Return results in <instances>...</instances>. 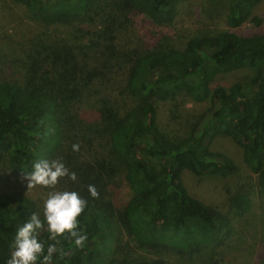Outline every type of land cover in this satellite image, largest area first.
I'll return each mask as SVG.
<instances>
[{
	"label": "trees",
	"instance_id": "16d2710c",
	"mask_svg": "<svg viewBox=\"0 0 264 264\" xmlns=\"http://www.w3.org/2000/svg\"><path fill=\"white\" fill-rule=\"evenodd\" d=\"M11 1L28 21L18 49H1L12 72L0 79V175L61 159L77 179L57 188L87 201L83 247L41 230L52 264H223L233 216L264 194V30H237L260 24L263 0H230L226 27L183 37L164 29L186 0ZM222 137L242 148L249 175L213 148ZM186 173L221 177L223 207L192 193ZM37 187V198L0 191V264L29 215L43 219L48 189Z\"/></svg>",
	"mask_w": 264,
	"mask_h": 264
},
{
	"label": "rangeland",
	"instance_id": "374dc122",
	"mask_svg": "<svg viewBox=\"0 0 264 264\" xmlns=\"http://www.w3.org/2000/svg\"><path fill=\"white\" fill-rule=\"evenodd\" d=\"M229 1L220 0L210 3L208 0H186L174 25L165 28L164 32L169 35L175 33L179 37H183L206 27L215 29L221 26L226 27L223 18L227 12ZM254 13L261 18L260 24L254 26L248 22L238 27V31L264 30V0L256 6ZM27 21L26 12H24V8L19 6L18 2L0 0V79L12 72L4 63L1 49L4 45H7L10 50L15 48L16 51L18 49L17 44L15 45L16 42L13 41L18 40L21 33L27 30L25 28ZM18 46L21 47L22 45L18 44ZM239 75L240 72L229 73L222 78L221 82L225 84ZM183 107L187 109L200 108L199 105H194L188 100H184ZM161 111L163 114V109ZM213 148L228 154L235 160L239 167L240 177L250 174L242 162V148L230 138L216 139L213 142ZM184 181L189 190L196 196L219 206L224 202V182L221 177L216 175L198 177L186 173ZM18 188L34 198L41 194L39 187H27V181L23 177L16 178L9 170L1 172L0 191ZM250 203L251 207L247 211L233 216L231 235L226 238L221 247L223 248L222 255L224 254L222 257L223 264H262V252L260 250L262 247L259 239L260 235L264 233V194L254 192Z\"/></svg>",
	"mask_w": 264,
	"mask_h": 264
},
{
	"label": "clouds",
	"instance_id": "9594fccd",
	"mask_svg": "<svg viewBox=\"0 0 264 264\" xmlns=\"http://www.w3.org/2000/svg\"><path fill=\"white\" fill-rule=\"evenodd\" d=\"M79 146L72 145L77 151ZM67 177L76 181V173L69 171L61 159L40 158L32 164V169L25 172L23 179L27 187L40 186L48 189L43 200L42 217L32 212L15 231L7 264H52L53 253L57 251L55 244H48L39 239L41 230L48 233V240H56L64 236L72 239L77 247H83L87 233L83 230L78 219L84 211L87 201L79 192L69 189H58L61 178ZM92 197L97 195L94 186H88ZM63 255V253H61Z\"/></svg>",
	"mask_w": 264,
	"mask_h": 264
}]
</instances>
